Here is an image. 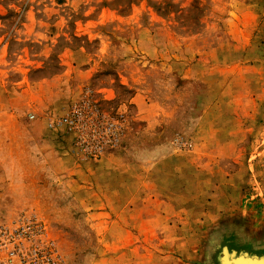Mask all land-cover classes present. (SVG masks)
I'll return each mask as SVG.
<instances>
[{
	"label": "rangeland",
	"instance_id": "obj_1",
	"mask_svg": "<svg viewBox=\"0 0 264 264\" xmlns=\"http://www.w3.org/2000/svg\"><path fill=\"white\" fill-rule=\"evenodd\" d=\"M228 246L264 253V0H0V264Z\"/></svg>",
	"mask_w": 264,
	"mask_h": 264
},
{
	"label": "water",
	"instance_id": "obj_2",
	"mask_svg": "<svg viewBox=\"0 0 264 264\" xmlns=\"http://www.w3.org/2000/svg\"><path fill=\"white\" fill-rule=\"evenodd\" d=\"M220 254L217 259L218 264H264V257L262 256H253L242 251L236 252L227 247H222Z\"/></svg>",
	"mask_w": 264,
	"mask_h": 264
},
{
	"label": "crops",
	"instance_id": "obj_3",
	"mask_svg": "<svg viewBox=\"0 0 264 264\" xmlns=\"http://www.w3.org/2000/svg\"><path fill=\"white\" fill-rule=\"evenodd\" d=\"M75 53H79V51H74ZM249 237H250V234H249ZM251 237H252V234H251ZM255 239H259V237H257V236H255ZM229 250H234V251H237V252H240V251H242V252H246V253H248L249 255H253V256H262V257H264V253H258V252H252V251H250V250H248V249H237V248H230L229 246L227 247Z\"/></svg>",
	"mask_w": 264,
	"mask_h": 264
},
{
	"label": "bare ground",
	"instance_id": "obj_4",
	"mask_svg": "<svg viewBox=\"0 0 264 264\" xmlns=\"http://www.w3.org/2000/svg\"><path fill=\"white\" fill-rule=\"evenodd\" d=\"M237 252V251H236ZM221 255V254H220ZM229 256V255H228ZM227 257V256H226Z\"/></svg>",
	"mask_w": 264,
	"mask_h": 264
}]
</instances>
